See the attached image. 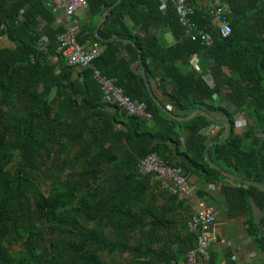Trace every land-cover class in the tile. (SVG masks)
Segmentation results:
<instances>
[{
  "label": "trees",
  "instance_id": "1",
  "mask_svg": "<svg viewBox=\"0 0 264 264\" xmlns=\"http://www.w3.org/2000/svg\"><path fill=\"white\" fill-rule=\"evenodd\" d=\"M115 2L87 0L90 22L77 39L103 52L92 66L76 67L59 51L60 10L48 0H0V37L15 44L0 48V264H180L197 244L192 216L180 214L193 205L163 188L156 175L141 174L139 163L156 152L186 176L218 180L220 171L205 155L204 130L212 120L201 113L179 118L197 109L223 111L232 124L229 138L212 146L214 154L209 150L211 160L264 183V140L260 149L242 148L254 132L235 134L233 116L215 104L221 93L240 108L250 97L264 116V67L252 65L244 51L264 50V0H228L232 33L225 38L195 5L193 20L212 33L211 45L185 37L175 8L163 9L159 0H120L95 34ZM154 26L174 42H164ZM88 33L98 43H88ZM179 62L191 63L190 71ZM141 65L152 92L157 96L155 80L176 117L151 96ZM94 68L135 102H146L152 118L105 100ZM225 70L224 91L204 78ZM178 126L188 131L185 139ZM221 191L230 216L248 215L249 234L264 255L257 224L264 187L229 179ZM208 264L219 262L211 254Z\"/></svg>",
  "mask_w": 264,
  "mask_h": 264
},
{
  "label": "built area",
  "instance_id": "2",
  "mask_svg": "<svg viewBox=\"0 0 264 264\" xmlns=\"http://www.w3.org/2000/svg\"><path fill=\"white\" fill-rule=\"evenodd\" d=\"M159 3L163 9L168 5L175 8L179 21L184 26L185 37L192 41L200 39L205 45L213 43L212 33L199 28V25L193 20L195 5L204 7L212 16V24L222 37H228L232 33L230 22L232 9L228 0H159ZM48 4L64 14V18L59 15L56 21L57 25L64 27L63 32L58 35L59 51L63 58L72 66H92L95 58L103 52L102 47L94 45L91 48H86L77 39V33L81 28L78 15L87 8V0H48ZM94 73L101 85L105 100L115 101L130 115L152 118L146 102H135L114 83V80L103 76L98 69L94 68ZM139 172L145 175L154 174L161 180L162 187L170 193L179 194L190 201L195 200L197 209L191 217V230L196 233L197 244L187 253L186 259L180 264H208L211 259L210 247L217 241L216 208L205 199L196 197L195 188L182 167L170 164L156 152L147 155L140 161Z\"/></svg>",
  "mask_w": 264,
  "mask_h": 264
},
{
  "label": "crops",
  "instance_id": "3",
  "mask_svg": "<svg viewBox=\"0 0 264 264\" xmlns=\"http://www.w3.org/2000/svg\"><path fill=\"white\" fill-rule=\"evenodd\" d=\"M60 16L64 18V14L62 12ZM90 17H91L90 11H88V9L86 8L83 9L78 15L80 26L89 23ZM156 29L157 27L154 26L152 32L157 33L158 31ZM95 34H97L96 31ZM157 34L161 35L162 38L164 39V42H166L167 44H172L174 42V39L170 34V32L165 31V29L162 34L160 32H158ZM88 43L95 44L98 42L94 41L92 36L88 33ZM14 46L15 44L10 41L7 35H3L0 37V48H10ZM244 51H246L249 54V56H251L252 65L264 67V60H263L264 55L263 56L261 55V52L264 50H244ZM261 59L263 60L262 63L260 61ZM194 64L197 65L195 61ZM178 66L182 71L186 72V71H190L192 64L189 62L186 63L179 62ZM142 69H143V65H141V71H140L143 73ZM229 74H230L229 71L225 70L222 75L212 76V74H206L204 78L207 79L208 82H211V84L213 85H215V83H218L221 91H224V89H226L225 81L228 79ZM235 77L240 78V75H238V73H235ZM242 83L245 82L242 81ZM152 85L156 95L159 96L158 99L160 100L161 104L167 109V111L177 116V112L173 111L172 109L173 107L169 98L166 95L162 94L158 85H156L155 80L152 81ZM173 87L174 84L171 82L165 86V89L166 91L170 92L173 89ZM215 99H216L215 104H217L222 108L227 109L230 112V114L233 116L235 122L234 124L235 134L239 136H244L245 132L249 131V129L254 132L253 135L246 140L247 145L243 146L242 148H245L246 150L249 147H255L260 149L262 147L261 141L264 140V116L260 115L261 110L255 111V104H253L252 99L250 97H247L244 106L241 108L229 102L224 97V95H222V93L220 95H216ZM205 111H207L209 114L214 116L217 120L215 122L212 121L211 125H209L204 130V133L208 136L209 143H211L212 141L221 140L226 132L227 127L224 124L220 123L219 121L228 120V117L224 114L223 111H213V112H210L209 110H205ZM177 129L181 131V139H185L186 136L188 135V131L183 126H178ZM214 144L210 145L209 147V150H212V154H214V149L212 147ZM207 161L209 162V160ZM212 163L220 166L222 169L226 171L244 177L236 170H234V167L230 166L225 161L216 160V161H212ZM187 176L189 178L190 183L195 188L196 197L205 199L208 203L212 204L216 208L217 241L211 245L210 253L214 255V257H216L219 264H229L230 262H234L236 264H259L263 262L264 255L258 251V247L255 242V239L253 238V236L249 234L248 231L249 228L247 223V220L249 219L248 215L243 214L239 216H230L228 214L229 205L224 193L221 191V185L223 182H227L229 179L233 180V178L229 177L228 175L222 172H220L219 179L214 180L212 182L204 181L196 173H189L187 174ZM238 181H242V180H238ZM191 203L193 206H191L190 212L183 211L180 213L181 216H184V218H190L197 209L195 200L193 201L191 200Z\"/></svg>",
  "mask_w": 264,
  "mask_h": 264
},
{
  "label": "water",
  "instance_id": "4",
  "mask_svg": "<svg viewBox=\"0 0 264 264\" xmlns=\"http://www.w3.org/2000/svg\"><path fill=\"white\" fill-rule=\"evenodd\" d=\"M119 2H120V0H117V2H115L112 6H110L109 9L107 10V12H106V13L100 18V21H99L98 27H97V29H96V33L98 32V29H99L101 23H102V22L107 18V16L109 15L111 9H112L117 3H119ZM140 60L142 61V58H141V57H140ZM142 71H143V76H144V78H145V80H146L147 87H148V90H149L151 96L154 98V100H156V102H158V104H159V105H160V106H161L166 112H168L169 114H171V113H170L169 111H167V109L161 104V102H160V100L158 99V97L155 96V94L152 92V90H151V88H150V86H149V83H148V81H147V74H146V71H145L144 67H143ZM197 113L205 114V115H207L212 121H214V122L217 121L216 118H215L214 116H212L211 114H209L207 111H205V110H200V109H197V110L192 111L190 114H188V115L185 116V117H179V118H183V119H186V118H187V119H188V118H190L191 116H193V115H195V114H197ZM171 115H173V114H171ZM173 116H175V115H173ZM175 117H176V116H175ZM219 122L222 123V124H224V125L227 127V129H226V132H225V134H224V136H223V138H222L221 140H218V141H212L211 143L208 144V146H207V148H206V151H205V155H206L207 160H209L210 164H212L214 167H216L220 172H222V173L228 175L229 177H231V178H233V179H235V180H242V181H245V182L250 183V184H254V185H257V186H260V187H264V183H260V182H257V181H254V180H250V179H245V178L242 177V176H239V175H237V174H233V173H231V172H229V171H226V170L222 169L220 166H218V165L212 163V161L210 160V157H209V147H210V145H212V144H214V143H221V142L226 141V140L229 138L230 133H231V131H232V124H231V122H230L229 120H220ZM263 218H264V210L260 213L259 218H258V222H257L258 226L260 227V231L262 232V234H264V230H263V228H262V220H263Z\"/></svg>",
  "mask_w": 264,
  "mask_h": 264
},
{
  "label": "rangeland",
  "instance_id": "5",
  "mask_svg": "<svg viewBox=\"0 0 264 264\" xmlns=\"http://www.w3.org/2000/svg\"><path fill=\"white\" fill-rule=\"evenodd\" d=\"M107 260H110V257H108V256H106L105 257ZM117 261H120V260H122V261H124L125 259H126V257L125 256H117Z\"/></svg>",
  "mask_w": 264,
  "mask_h": 264
}]
</instances>
